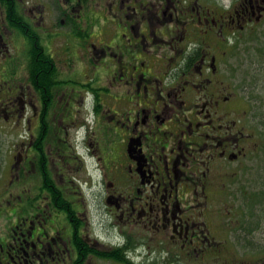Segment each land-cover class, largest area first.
<instances>
[{
	"label": "flooded vegetation",
	"instance_id": "1",
	"mask_svg": "<svg viewBox=\"0 0 264 264\" xmlns=\"http://www.w3.org/2000/svg\"><path fill=\"white\" fill-rule=\"evenodd\" d=\"M12 1L0 264H264L226 223L264 153L229 52L264 0Z\"/></svg>",
	"mask_w": 264,
	"mask_h": 264
},
{
	"label": "rangeland",
	"instance_id": "2",
	"mask_svg": "<svg viewBox=\"0 0 264 264\" xmlns=\"http://www.w3.org/2000/svg\"><path fill=\"white\" fill-rule=\"evenodd\" d=\"M28 1V0H27ZM229 5L233 0H222ZM239 47L230 49V81L237 87L238 95L248 101L242 106L264 139V22L254 25L241 34ZM232 71V72H231ZM14 129L0 123V190L9 182L8 167L10 150L15 140ZM3 173V177L1 174ZM236 184V202L233 203L237 216L226 212V223L230 234H242L248 247L264 250V153L253 163L242 165Z\"/></svg>",
	"mask_w": 264,
	"mask_h": 264
},
{
	"label": "trees",
	"instance_id": "3",
	"mask_svg": "<svg viewBox=\"0 0 264 264\" xmlns=\"http://www.w3.org/2000/svg\"><path fill=\"white\" fill-rule=\"evenodd\" d=\"M0 1H6V0H0ZM10 1H12V0H10ZM13 2V1H12ZM13 4L11 3L10 4V6H12ZM16 7V5L13 7V8H15ZM3 166V165H2ZM1 170H2V168H0Z\"/></svg>",
	"mask_w": 264,
	"mask_h": 264
}]
</instances>
